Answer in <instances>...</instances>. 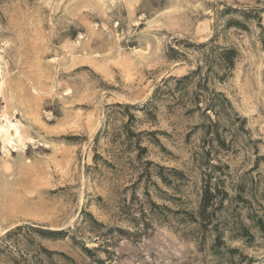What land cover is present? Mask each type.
<instances>
[{
  "label": "rangeland",
  "instance_id": "374dc122",
  "mask_svg": "<svg viewBox=\"0 0 264 264\" xmlns=\"http://www.w3.org/2000/svg\"><path fill=\"white\" fill-rule=\"evenodd\" d=\"M263 215L264 0H0V264H264Z\"/></svg>",
  "mask_w": 264,
  "mask_h": 264
},
{
  "label": "trees",
  "instance_id": "16d2710c",
  "mask_svg": "<svg viewBox=\"0 0 264 264\" xmlns=\"http://www.w3.org/2000/svg\"><path fill=\"white\" fill-rule=\"evenodd\" d=\"M235 53L232 50H224L221 53V59L223 61V63L226 65V67L228 69H232L235 66ZM223 193V196H220V194ZM227 195L225 192L221 191L220 189H212V187L210 186H204L203 188V194L201 196V201H200V205H199V210L197 212L198 217H195L194 220L195 222H198V220L200 221V224L202 226H204L205 228L211 224L212 220H213V216L214 213L222 206V200L223 197ZM220 199V204L217 205L218 203L217 200ZM257 219L254 220V225L255 227H257V229H259L261 231V233L264 234V215L261 217H256ZM21 228H17L16 231H19ZM242 233L241 236L242 238H248L251 237V239H253L254 235L253 233H251V231L249 230V228L244 229L243 227H241ZM49 234L54 235L55 232H49ZM61 234V233H58ZM9 235V234H8ZM221 238H218L217 240V245L221 244ZM229 253V258L231 261H234V255L235 253L238 252V250L236 249H228L227 251ZM247 264H254V261L247 259Z\"/></svg>",
  "mask_w": 264,
  "mask_h": 264
}]
</instances>
